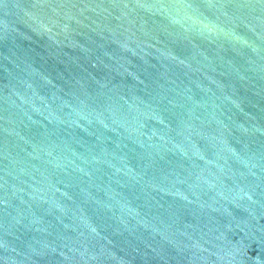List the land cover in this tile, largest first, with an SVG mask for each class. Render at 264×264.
Wrapping results in <instances>:
<instances>
[{
  "label": "water",
  "instance_id": "95a60500",
  "mask_svg": "<svg viewBox=\"0 0 264 264\" xmlns=\"http://www.w3.org/2000/svg\"><path fill=\"white\" fill-rule=\"evenodd\" d=\"M0 264H264V0H0Z\"/></svg>",
  "mask_w": 264,
  "mask_h": 264
}]
</instances>
